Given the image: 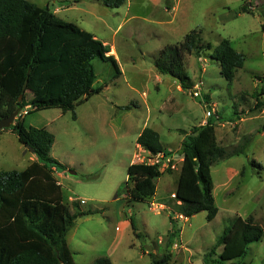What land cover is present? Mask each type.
<instances>
[{"label": "rangeland", "instance_id": "obj_1", "mask_svg": "<svg viewBox=\"0 0 264 264\" xmlns=\"http://www.w3.org/2000/svg\"><path fill=\"white\" fill-rule=\"evenodd\" d=\"M30 1L59 9L57 16L114 46L121 70L116 76L114 65L97 57L94 85L102 86L101 92L66 112L59 107L22 110L26 126L46 127L55 136L51 155L65 169L54 173L71 212H80L67 234L77 264H95L99 258L112 264H165L160 260L167 252L169 264H214L223 246L211 250L237 217L253 215L264 228V104L257 105L264 102V0H128L119 8L103 0ZM244 4L250 11H242ZM194 29L201 31L204 47L201 56L186 57L188 88L158 72L154 57ZM224 38L246 58L233 82L211 57ZM195 87L199 96L192 92ZM26 92L30 100L42 91L31 82ZM208 109L219 118L212 116L218 142L229 152L244 151L212 166L219 208L213 220L205 210L176 218L181 145L208 119ZM145 126L159 131L170 160L163 159L156 194L132 200L127 168L151 162L152 155L137 144ZM35 156L11 129L0 130V170H23ZM229 166L235 172L228 176ZM171 219L178 230L173 238ZM234 261L264 264V237Z\"/></svg>", "mask_w": 264, "mask_h": 264}, {"label": "trees", "instance_id": "obj_2", "mask_svg": "<svg viewBox=\"0 0 264 264\" xmlns=\"http://www.w3.org/2000/svg\"><path fill=\"white\" fill-rule=\"evenodd\" d=\"M125 2L103 0L104 5L111 8H119ZM241 9L250 11L246 4ZM203 47L201 31L194 29L180 42L163 46L154 57L155 68L189 88L186 57L193 53L201 56L199 50ZM212 48V44L207 43V49ZM109 52L108 45L94 33L57 16L49 6L30 0H0V119L19 112L15 123L5 129L15 132L37 157L23 170H0V264H77L67 234L80 212H71L62 184L54 173V169H65V165L51 155L55 136L46 127L26 126L22 110L26 106L36 110L52 107L64 112L74 110L78 103L103 89L94 85L95 58L110 61L116 69L115 75L121 74L116 57ZM211 57L220 62L222 74L229 82H233L246 59L228 38L213 48ZM31 82L42 92L28 100L26 91ZM260 103L264 104L257 101V105ZM137 143L151 155L168 152L159 131L150 126L143 128ZM243 151L242 147L229 152L218 142L214 117L193 128L181 145L183 163L174 192L180 213L190 217L205 210L208 220H213L219 208L213 194L212 166L219 159ZM164 172L159 163L129 164V198L153 197L157 179ZM171 222L173 238L178 230L172 219ZM262 237L264 228L253 215L237 217L224 229L211 250L216 253L217 248L223 246L214 264H249L234 260L245 257L250 244ZM169 260L167 252L160 262L169 264ZM95 264L112 262L99 258Z\"/></svg>", "mask_w": 264, "mask_h": 264}, {"label": "built area", "instance_id": "obj_3", "mask_svg": "<svg viewBox=\"0 0 264 264\" xmlns=\"http://www.w3.org/2000/svg\"><path fill=\"white\" fill-rule=\"evenodd\" d=\"M192 92H193L194 96H199L200 95V91H199V89L197 87H195ZM26 112L27 111H25V113ZM213 115H215L214 110L208 109L207 112H206V117L210 118ZM215 116L217 117L218 115H215ZM163 159H165V154L152 155L151 158H150L151 162H148V163H159L160 165H162L163 163H165V162H163ZM165 160H170V158H167ZM173 195H175V194H173ZM176 218L183 219V218H188V217L183 215L182 213H178V214H176Z\"/></svg>", "mask_w": 264, "mask_h": 264}, {"label": "crops", "instance_id": "obj_4", "mask_svg": "<svg viewBox=\"0 0 264 264\" xmlns=\"http://www.w3.org/2000/svg\"><path fill=\"white\" fill-rule=\"evenodd\" d=\"M128 0H126V2H127ZM125 2V3H126ZM124 3V4H125ZM172 8H174V7H172ZM168 9V8H167ZM58 10L59 9H53V11L57 14L58 13ZM96 35V34H95ZM96 37H97V35H96ZM105 44H106V42H104ZM109 47V46H108ZM109 54H113L115 57H116V59H117V61H118V54H117V51H116V49H115V47L114 46H111L110 47V52H109ZM208 102V101H207ZM209 119V118H208ZM208 119L207 120H204L203 122H202V124H205L207 121H208ZM242 120H243V118H242ZM153 128V127H152ZM143 130V128H141V131ZM141 131L139 132V134L141 133ZM158 131V130H157ZM138 134V135H139ZM138 144V143H137ZM139 145V144H138ZM140 146V145H139ZM34 160H37V157L35 156L34 158H32V161H34ZM31 161V162H32ZM182 163H183V157H182ZM181 163V164H182ZM181 167H182V165H181ZM181 170V168H179V170H178V172ZM227 170H228V176L229 175H232V174H234V172H235V170H234V168H232V167H227ZM213 193H214V190H213Z\"/></svg>", "mask_w": 264, "mask_h": 264}, {"label": "water", "instance_id": "obj_5", "mask_svg": "<svg viewBox=\"0 0 264 264\" xmlns=\"http://www.w3.org/2000/svg\"><path fill=\"white\" fill-rule=\"evenodd\" d=\"M19 112L15 111L11 115L7 117H3L0 119V130L9 128L14 124L16 117L18 116ZM71 173H75L74 171L70 170Z\"/></svg>", "mask_w": 264, "mask_h": 264}]
</instances>
